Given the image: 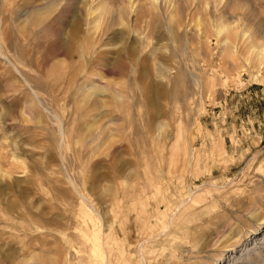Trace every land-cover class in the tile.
Segmentation results:
<instances>
[{
    "label": "rangeland",
    "instance_id": "rangeland-1",
    "mask_svg": "<svg viewBox=\"0 0 264 264\" xmlns=\"http://www.w3.org/2000/svg\"><path fill=\"white\" fill-rule=\"evenodd\" d=\"M0 264H264V0H0Z\"/></svg>",
    "mask_w": 264,
    "mask_h": 264
}]
</instances>
